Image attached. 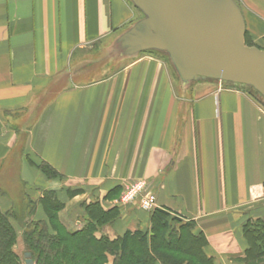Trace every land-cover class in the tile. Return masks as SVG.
Segmentation results:
<instances>
[{
    "label": "crops",
    "instance_id": "0c3cea01",
    "mask_svg": "<svg viewBox=\"0 0 264 264\" xmlns=\"http://www.w3.org/2000/svg\"><path fill=\"white\" fill-rule=\"evenodd\" d=\"M234 1L245 39L264 47V0ZM140 18L130 0H0V168L15 164L36 200L33 220H47L45 191L63 204L58 218L71 231L82 226L81 203L119 206L102 230L110 238L148 229L149 211L118 202L125 182L145 180L157 207L194 221L214 264H264V254L247 257L244 231L264 224V104L255 94L213 79L183 82L140 52L75 79L84 52ZM12 206L0 192V211Z\"/></svg>",
    "mask_w": 264,
    "mask_h": 264
},
{
    "label": "trees",
    "instance_id": "16d2710c",
    "mask_svg": "<svg viewBox=\"0 0 264 264\" xmlns=\"http://www.w3.org/2000/svg\"><path fill=\"white\" fill-rule=\"evenodd\" d=\"M38 168L48 176L55 175L46 163L41 162ZM28 203L29 207L23 205L22 210L29 209L20 227L25 252L30 253L33 264H185L174 252H184L203 264H214L203 250L207 240L196 230L194 221L165 208L149 211L148 229L126 230L110 238L101 228L120 217L119 206L104 209L98 200L83 202V224L69 231L58 219L63 204L53 191H45L39 199L46 221L33 220L34 204ZM48 210H53L54 216H49ZM12 216V210L0 211V264H24L13 249L17 233ZM244 231L250 241L247 257L264 254V224L247 222ZM108 256H112L110 262Z\"/></svg>",
    "mask_w": 264,
    "mask_h": 264
},
{
    "label": "water",
    "instance_id": "95a60500",
    "mask_svg": "<svg viewBox=\"0 0 264 264\" xmlns=\"http://www.w3.org/2000/svg\"><path fill=\"white\" fill-rule=\"evenodd\" d=\"M142 17L117 39L125 55L164 51L183 82L213 79L264 98V47L245 44L234 0H130ZM25 264H33L24 252Z\"/></svg>",
    "mask_w": 264,
    "mask_h": 264
},
{
    "label": "rangeland",
    "instance_id": "374dc122",
    "mask_svg": "<svg viewBox=\"0 0 264 264\" xmlns=\"http://www.w3.org/2000/svg\"><path fill=\"white\" fill-rule=\"evenodd\" d=\"M140 17H142L141 13H140ZM245 42L247 45H251L248 38L245 39ZM121 53H122V51L119 49L116 41H114L113 43H109L105 46L99 45V46L95 47L92 54L88 53V52H84L82 55V61L80 63H78V61H77L76 71L78 70V72H77V74H75V79L76 80L80 79L82 81L88 79L89 77H91L90 75L97 68V66H101L107 62H110V64H114V65H112V67H114V68L120 67L124 62L127 61V60L126 61L125 60L119 61L121 59V57H120ZM140 53L147 54V55L148 54L153 55L154 57H158V58L164 60L166 66L170 70L171 75L174 78L179 77L177 72L175 71L169 57L167 56V54L164 51L150 49V50L140 51ZM90 56H92V57H90ZM220 82H224V81H220ZM224 83H227V82H224ZM237 85H240V84H237ZM240 86H243V88H246L249 92H252L253 94H255L260 99V101L264 104V98L261 95H259L254 89H252L251 87H247L245 85H240ZM0 192L7 194V196L9 197V199H11V201L13 203V206L11 208V210L13 212V216L11 217V222L15 226L16 233L18 232L15 244L13 246V249L17 253V255L21 258L23 263L25 264V257L23 256V254L26 251V246H25L23 239H22V230H21L22 228L20 227V224L22 223L23 216L26 213H28L29 208H25V210H22V209H23V205H27V207H29L30 203H28V202H31V201L34 204V209H35L36 200L30 199L28 196H26L23 193L22 186L17 181L15 164H10V166L5 165L4 167L0 168ZM119 198H120V196H119ZM119 198H118V201H119ZM81 205L82 204H80V208H82ZM47 214L49 216H54V211L48 210ZM52 222H53V224H56L55 221L52 220ZM107 226L108 225H103L101 228V231ZM19 228L21 231L19 230ZM69 231H71V230H69ZM100 233L101 232H97L98 235ZM206 245H207V243H206ZM174 255L177 258L184 261L185 264H203L202 262L201 263L198 262L197 259L189 256L188 254H186L184 252H174ZM261 256H262L261 254L256 255V257H261ZM29 258L31 259V255L29 256ZM108 259H109L108 261L110 262V260L112 259V256H108ZM249 264H251V263L249 262Z\"/></svg>",
    "mask_w": 264,
    "mask_h": 264
},
{
    "label": "built area",
    "instance_id": "2783aa9c",
    "mask_svg": "<svg viewBox=\"0 0 264 264\" xmlns=\"http://www.w3.org/2000/svg\"><path fill=\"white\" fill-rule=\"evenodd\" d=\"M118 202L121 205L136 203L139 208L145 211H151L157 207L155 195L150 189H147L145 180L125 182L122 185Z\"/></svg>",
    "mask_w": 264,
    "mask_h": 264
}]
</instances>
